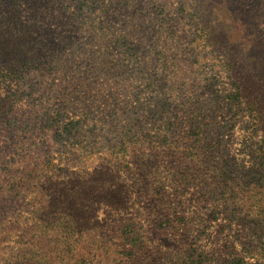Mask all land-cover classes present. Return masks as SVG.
<instances>
[{"label": "rangeland", "instance_id": "1", "mask_svg": "<svg viewBox=\"0 0 264 264\" xmlns=\"http://www.w3.org/2000/svg\"><path fill=\"white\" fill-rule=\"evenodd\" d=\"M55 8L64 76L0 78V264H264V0Z\"/></svg>", "mask_w": 264, "mask_h": 264}, {"label": "trees", "instance_id": "2", "mask_svg": "<svg viewBox=\"0 0 264 264\" xmlns=\"http://www.w3.org/2000/svg\"><path fill=\"white\" fill-rule=\"evenodd\" d=\"M56 2L57 0H0V26H8L7 32H0V78L20 79L32 71L38 75L46 73L49 76H64L66 66L59 50L67 44L68 38L48 25L57 20ZM73 16L74 14L70 17ZM74 23L78 24L76 20ZM5 100L0 98V123L4 122L7 111L12 112L15 105L14 102L5 103ZM6 149H9L6 145L1 146L0 153H4ZM11 166L13 163L6 162L2 167L0 196L5 199L0 204L8 203L10 193L22 187L25 179L22 172H14Z\"/></svg>", "mask_w": 264, "mask_h": 264}]
</instances>
